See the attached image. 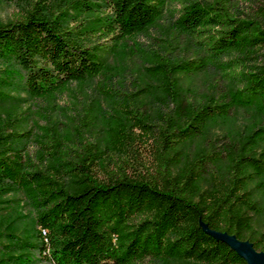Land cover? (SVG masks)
I'll list each match as a JSON object with an SVG mask.
<instances>
[{"label": "trees", "instance_id": "obj_1", "mask_svg": "<svg viewBox=\"0 0 264 264\" xmlns=\"http://www.w3.org/2000/svg\"><path fill=\"white\" fill-rule=\"evenodd\" d=\"M171 1L74 0L79 14L106 11L73 25L68 11L61 16L34 3L0 20V264H248L204 223L264 251V149L254 151L264 139V117L239 149L233 137L180 173L171 162V151L217 116L257 101L264 110V7L244 16L239 0H179L170 8ZM168 11L178 36L196 52L179 57L169 51L161 64L168 73H193L218 61L225 87L219 101L205 102L174 89L170 76L160 102L125 94L119 133L129 138L137 128L141 137L154 138L152 171L131 172L125 159L64 139L57 127L41 133L22 126L32 122L17 111L22 93L41 97L103 73L101 54L111 44L89 43L88 31L100 28L118 42ZM234 81L241 85L226 87ZM33 138L36 152L29 149Z\"/></svg>", "mask_w": 264, "mask_h": 264}, {"label": "rangeland", "instance_id": "obj_2", "mask_svg": "<svg viewBox=\"0 0 264 264\" xmlns=\"http://www.w3.org/2000/svg\"><path fill=\"white\" fill-rule=\"evenodd\" d=\"M92 1L102 2L103 0ZM34 3H38L50 13L61 16H64L61 11H68L72 14L70 25L76 24L85 17L100 16L106 11L105 6H102V10H105L103 12L97 10L92 13V16L86 10L79 14L73 6L74 0H40L38 2L37 0H9L0 2V20L8 21L16 13L22 12ZM168 6L179 7L180 2L173 0L168 3ZM260 7H264V0H239V8L245 13L244 16L256 12ZM171 15L169 11L165 12L144 32L118 42L111 35L102 33L100 28L88 31L85 40L89 43L108 41L111 44V49L101 54L105 68L103 73L87 80L72 81L59 91L41 97L22 93L26 99L17 111L22 114V119L27 117V113L32 119L29 124L25 120L26 123L24 122L22 126H32L34 131L41 133H44L49 126L57 127L64 139L87 141L94 153L113 155L114 159L119 158V160L125 159L129 171L148 174L157 162L154 138L141 137L137 128L135 133L130 130L129 138L119 133L122 129L121 113L125 107V100L122 98L126 96L125 94H130L131 98L138 96L141 101L152 99L160 102L166 97L169 78L173 76L172 78L177 81L174 89L183 88L193 99L213 102V100L221 99L220 94L225 83V79L221 77L225 69L219 67L221 64L218 61L200 72H167L161 64L162 55H168L169 51H173L179 57H190L195 56L196 52L184 36H178L172 25ZM236 53L234 51L231 56ZM262 57L264 60V56ZM247 61L258 62L252 59ZM240 85V81H234L229 82L226 87L233 89ZM263 117L264 110L257 101L250 105L239 104L228 115H219L210 120L201 135L181 143L171 151L173 172L176 174L183 171L188 162L209 147L221 150L225 142L231 141L233 137H237V148H241L247 136ZM39 125L46 127H39ZM256 143L258 144L254 151L256 155H259L264 149V139L257 140ZM38 146L33 138L29 149L36 152ZM97 167L98 173L103 175V168L98 164ZM257 180L258 176L255 175V181L251 182V186L255 185ZM206 187L207 182L202 185V188ZM255 196L258 199L262 198L258 192ZM173 264L183 263L175 260Z\"/></svg>", "mask_w": 264, "mask_h": 264}, {"label": "water", "instance_id": "obj_3", "mask_svg": "<svg viewBox=\"0 0 264 264\" xmlns=\"http://www.w3.org/2000/svg\"><path fill=\"white\" fill-rule=\"evenodd\" d=\"M204 227L217 238L229 243L233 249L237 250V252L247 260L248 264H264V251L257 250L253 242L247 239H240L235 234H231L227 231L209 228L205 223Z\"/></svg>", "mask_w": 264, "mask_h": 264}, {"label": "built area", "instance_id": "obj_4", "mask_svg": "<svg viewBox=\"0 0 264 264\" xmlns=\"http://www.w3.org/2000/svg\"><path fill=\"white\" fill-rule=\"evenodd\" d=\"M44 234H45V231H44Z\"/></svg>", "mask_w": 264, "mask_h": 264}, {"label": "bare ground", "instance_id": "obj_5", "mask_svg": "<svg viewBox=\"0 0 264 264\" xmlns=\"http://www.w3.org/2000/svg\"><path fill=\"white\" fill-rule=\"evenodd\" d=\"M45 234H46V232H45Z\"/></svg>", "mask_w": 264, "mask_h": 264}]
</instances>
